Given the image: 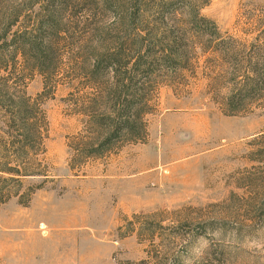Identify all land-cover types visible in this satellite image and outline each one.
Listing matches in <instances>:
<instances>
[{"label":"rangeland","instance_id":"1","mask_svg":"<svg viewBox=\"0 0 264 264\" xmlns=\"http://www.w3.org/2000/svg\"><path fill=\"white\" fill-rule=\"evenodd\" d=\"M196 3L241 57L264 29V0ZM207 39L189 45L188 68L153 75L145 139L102 156L75 158L99 139L82 112L93 48L59 51L46 78L32 71L30 96L48 85L34 158L47 176L0 172V264H264V86L230 102L231 66ZM8 117L0 107V141Z\"/></svg>","mask_w":264,"mask_h":264},{"label":"trees","instance_id":"2","mask_svg":"<svg viewBox=\"0 0 264 264\" xmlns=\"http://www.w3.org/2000/svg\"><path fill=\"white\" fill-rule=\"evenodd\" d=\"M200 7L196 0H0V72H5L0 75V107L9 116L0 141V172L17 183L47 176L34 158L44 150L47 117L41 96L48 85L32 97L26 80L35 71L49 76L57 53L67 48H93L83 71L94 92L82 112L99 139L75 149L76 159L102 156L145 139L153 75L188 68L189 45L196 38L207 37L212 53L231 66L236 92L230 102L261 90L264 29L241 57L235 39L224 38L214 21L200 15ZM185 9L193 12L190 27L174 22ZM108 16L114 17L107 25ZM7 57L22 68L11 70Z\"/></svg>","mask_w":264,"mask_h":264}]
</instances>
